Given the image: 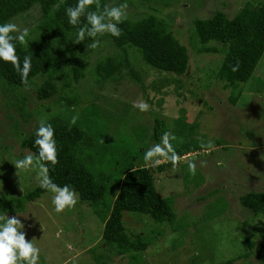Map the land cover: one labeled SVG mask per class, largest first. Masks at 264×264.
I'll use <instances>...</instances> for the list:
<instances>
[{
  "label": "rangeland",
  "instance_id": "obj_1",
  "mask_svg": "<svg viewBox=\"0 0 264 264\" xmlns=\"http://www.w3.org/2000/svg\"><path fill=\"white\" fill-rule=\"evenodd\" d=\"M247 0H107L108 6L127 3V18L137 21L153 15L165 22L175 38L187 48L189 68L185 76L158 72L144 64L134 49H127L128 60L135 65L140 81L126 71L99 82L95 65L105 57L122 53L103 38L96 49L82 42L79 60L87 64L86 75L70 89L56 81L58 92L48 100L37 98V85L45 75L33 79L35 85L12 88L0 80V196L18 198L39 186V169L16 170L14 164L28 150L20 147L22 135H28L40 120L65 117L83 127L92 137L83 161L99 175H108L106 199L118 190L117 168L127 164L145 165L144 153L155 144L152 131L155 119L164 121L176 152L189 150L177 167L156 172L155 188L162 199L173 201L177 219L185 225L174 232L167 224L155 223L148 216L123 214V223L133 234L147 235V249L139 255L113 257L102 244L106 211L79 200L71 211L57 213L54 194L26 202L18 216L25 225L26 239L40 249L38 264H259L248 251L247 239L259 242L264 235V212L259 217L243 208L239 197L249 192L264 193V55L251 78L245 83L225 86L217 77L225 50L210 42L217 53L199 52L203 46L194 35L193 21L206 19L215 11L232 18ZM263 1V0H257ZM37 9L15 17L11 22L29 29L30 40L40 33ZM54 51L58 46L52 47ZM74 97L76 106L65 112L66 100ZM140 99L150 105L141 112L133 107ZM97 111L89 117L88 107ZM74 107V108H73ZM78 109V110H75ZM74 110V112H73ZM211 140V152L200 142ZM196 163V175L188 170ZM206 161L207 166L201 167ZM162 163H167L163 161ZM116 164V165H115ZM106 173V174H105ZM137 256V258H136ZM138 260V261H137Z\"/></svg>",
  "mask_w": 264,
  "mask_h": 264
},
{
  "label": "trees",
  "instance_id": "obj_2",
  "mask_svg": "<svg viewBox=\"0 0 264 264\" xmlns=\"http://www.w3.org/2000/svg\"><path fill=\"white\" fill-rule=\"evenodd\" d=\"M76 3L77 0H0V24L11 22L15 17L33 9L38 10L43 20V23L39 24V29H43V32L28 40V46L18 42L16 44L21 62L26 55L32 57L29 86L35 85L33 79L37 75H45L44 81L37 85L36 94L40 101L48 100L57 94L56 81L61 82L63 89H70L85 78L87 64L80 62L78 53L83 43H74L78 27L71 25L66 15V9L74 7ZM100 3L102 7L108 6L107 0H100ZM119 27L122 30L119 38L107 34L97 37L110 40L114 47L122 52L96 63L94 74L99 82L119 75L122 71H126L136 82L140 81L135 65L126 55L129 48L138 53L144 64L158 72L177 77L186 75L189 68L187 48L175 38L165 22L150 15L137 21L127 18ZM193 27L196 39L203 46L199 49L200 53H217L216 48L206 47L210 42L220 44L225 50L217 72V77L225 86L245 83L251 78L264 55V0H247L232 18H228L222 11H215L209 18L195 19ZM86 41L91 42L90 39ZM54 45L59 47L57 51L52 49ZM237 60L240 67L237 72H233L229 66L235 65ZM0 80L13 89L26 88L21 83L20 75L10 63L4 61H0ZM66 102L65 112H69L70 106H76L74 97ZM96 111L93 107L87 108L89 117L95 115ZM47 123L55 129L59 149V164L55 168L49 165L51 178L61 187L71 185L79 193L81 202L93 206L99 203L103 205L106 215L103 218L101 239L111 256L139 255L153 242L146 234H133L125 228V212L148 216L155 223L169 225L174 232H179L185 227L182 221L180 222L183 219H177L173 201L170 198H160L155 188L154 174L161 173L167 166H171L170 161L157 167H134L132 163L116 167L118 190L110 199H106L108 175H99L92 167H87L82 159L87 147L91 149L93 145L92 137L83 130L90 120L81 125L78 122L73 124L64 114L50 118ZM36 128L28 135L21 136V149L33 153L38 151L34 144ZM164 132V121L155 119L153 141L160 142ZM189 150L177 153L183 157L190 153ZM47 192L39 185L18 198L7 199L0 196V214L20 212L26 202H32ZM239 203L250 211L252 216L259 217L264 212V193H246L239 197ZM246 242L249 251L243 257L254 256L259 264H264V235L259 242L251 239ZM234 261L229 260L222 264H233Z\"/></svg>",
  "mask_w": 264,
  "mask_h": 264
},
{
  "label": "clouds",
  "instance_id": "obj_3",
  "mask_svg": "<svg viewBox=\"0 0 264 264\" xmlns=\"http://www.w3.org/2000/svg\"><path fill=\"white\" fill-rule=\"evenodd\" d=\"M128 4L101 6L100 0H77L74 7L66 9L68 22L78 27L76 40L74 43H82L91 40L86 45L88 49H96L100 41L97 37L111 35L119 38L122 30L119 27L127 19ZM94 9V10H93ZM83 19V23H82ZM29 29H20L13 22L0 24V61L10 63L11 66L21 77V83L29 86V74L31 72V56H24L21 62L20 56L16 51L17 42L28 46L27 37ZM231 71L237 72L240 62L237 60L235 65H230ZM133 107L141 112L150 110V105L140 99L133 102ZM77 117H73L74 124ZM177 137L170 132H164L160 142L151 145L144 153V162L146 166L157 167L163 161H170L175 168L183 159L175 150L172 141ZM34 144L38 151L33 153L28 151L23 158L15 161L16 170L25 171L39 169V185L41 188L51 192L52 204L57 213H64L75 208L80 200L79 193L71 186L57 185L51 178L50 168H55L59 164V149L55 139V129L45 120H40L35 131ZM200 148L211 152L215 145L211 140L200 142ZM201 167H206L207 162H201ZM188 170L192 176L196 175L197 166L194 162L188 163ZM25 225L18 216L9 217L7 214H0V264H38L40 258V249L31 241L26 239L24 231Z\"/></svg>",
  "mask_w": 264,
  "mask_h": 264
}]
</instances>
